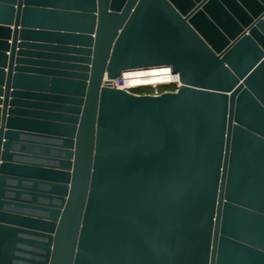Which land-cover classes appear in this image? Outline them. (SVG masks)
<instances>
[{
  "label": "water",
  "instance_id": "95a60500",
  "mask_svg": "<svg viewBox=\"0 0 264 264\" xmlns=\"http://www.w3.org/2000/svg\"><path fill=\"white\" fill-rule=\"evenodd\" d=\"M261 13L0 0V264H264Z\"/></svg>",
  "mask_w": 264,
  "mask_h": 264
},
{
  "label": "built area",
  "instance_id": "2783aa9c",
  "mask_svg": "<svg viewBox=\"0 0 264 264\" xmlns=\"http://www.w3.org/2000/svg\"><path fill=\"white\" fill-rule=\"evenodd\" d=\"M178 87H179V83H167V84L132 87V88H127V90L136 93L138 95H142V94L159 95L162 92H166V91H176Z\"/></svg>",
  "mask_w": 264,
  "mask_h": 264
},
{
  "label": "flooded vegetation",
  "instance_id": "af4514ba",
  "mask_svg": "<svg viewBox=\"0 0 264 264\" xmlns=\"http://www.w3.org/2000/svg\"><path fill=\"white\" fill-rule=\"evenodd\" d=\"M259 20H264V13H261V14L258 15L257 17L253 18V21L249 24L248 27L245 28V31H246L247 34H249V29H250L251 27H256L257 30H258L260 33L262 32V30H261L259 27H257V22H258ZM262 33H263V32H262ZM251 36L257 41V39H256L252 34H251Z\"/></svg>",
  "mask_w": 264,
  "mask_h": 264
}]
</instances>
